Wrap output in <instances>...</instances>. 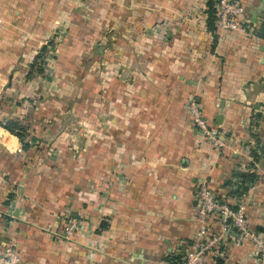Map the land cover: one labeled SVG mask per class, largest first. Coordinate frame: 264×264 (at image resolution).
<instances>
[{
    "label": "crops",
    "instance_id": "crops-1",
    "mask_svg": "<svg viewBox=\"0 0 264 264\" xmlns=\"http://www.w3.org/2000/svg\"><path fill=\"white\" fill-rule=\"evenodd\" d=\"M241 1L264 22V0ZM0 18V122L20 120L33 140L24 150L0 124V242L15 244L20 264H170L198 236L202 178L226 194L250 165L259 177L244 192L248 225L264 234V39L211 30L208 0H0ZM61 32L60 91L27 75ZM190 100L228 130L230 148L202 139ZM78 111L100 114L99 153L85 166L50 160L42 151L62 140V114ZM69 218L81 227L65 240ZM234 230L211 264H257L254 243Z\"/></svg>",
    "mask_w": 264,
    "mask_h": 264
},
{
    "label": "built area",
    "instance_id": "built-area-1",
    "mask_svg": "<svg viewBox=\"0 0 264 264\" xmlns=\"http://www.w3.org/2000/svg\"><path fill=\"white\" fill-rule=\"evenodd\" d=\"M216 7V26L222 31L235 30L245 35H256V24L248 16L241 0H212ZM0 22L2 19L0 18ZM189 116L196 131L204 141L219 152L230 148L228 130L212 125L199 105L189 101ZM264 187V170L259 178ZM248 196H244L237 205L231 200L219 198L216 190L207 177L198 183L194 219L199 224L198 236L188 248L184 264H211L215 247L232 229L240 237L250 239L257 249V264H264V234L251 229L248 225ZM218 229H212L215 225ZM76 219L69 218L64 222L61 236L71 240L76 229L80 228ZM21 257L14 243L0 242V264H20ZM165 264V263H161Z\"/></svg>",
    "mask_w": 264,
    "mask_h": 264
},
{
    "label": "rangeland",
    "instance_id": "rangeland-1",
    "mask_svg": "<svg viewBox=\"0 0 264 264\" xmlns=\"http://www.w3.org/2000/svg\"><path fill=\"white\" fill-rule=\"evenodd\" d=\"M64 36H65L64 32L55 34L52 38H50V40L46 41V43L44 44V46H46V49L43 51V55H44L43 60L42 62H40V66L43 67L44 73L39 74V76L42 77L41 80L45 82V85L52 83L60 91L62 90V88L64 89V85H68V83L62 81L60 75L58 74L56 75L55 73V70L57 72L56 53L58 52V45L62 41ZM98 53L100 54V52ZM99 54L93 56V58L99 59L100 58ZM96 65H95L96 67H93L94 69L93 71L99 72L100 70L99 63H96ZM47 81H51V83H48ZM80 88L81 87H78V90ZM45 89H49V86H46ZM51 106H52L51 103L45 104L46 108ZM64 106L66 107L67 104ZM76 113L79 114H75L73 117H68L66 114L64 115L62 114V116L65 119L61 118L60 116V118L62 119V123L61 125L58 126L56 130L59 131L62 130L63 128L62 130V132L64 133L63 138L56 146L45 147L46 149L43 150L42 153L45 152V154L50 157V160L52 154L55 153V156H60L59 158L61 161L73 162L75 160L79 164L82 163L85 166L86 164H88V162L86 161H88L91 153L93 154L99 153L98 151L99 146L94 147L93 145L100 142L101 116L98 113L93 115L92 118L88 116L86 113H81L80 111ZM56 115L57 114H54V116L53 115L50 116L45 114L44 118L50 120L53 117L52 121H55ZM27 139H31V138H29L28 136Z\"/></svg>",
    "mask_w": 264,
    "mask_h": 264
},
{
    "label": "trees",
    "instance_id": "trees-1",
    "mask_svg": "<svg viewBox=\"0 0 264 264\" xmlns=\"http://www.w3.org/2000/svg\"><path fill=\"white\" fill-rule=\"evenodd\" d=\"M216 7L214 5V2L212 0H208V27L211 30H214L216 24ZM256 35L262 39H264V22H261L259 24H256ZM46 49V46H43L40 50V52L35 57L31 67L30 71L28 72L27 77H32L34 73L42 74L44 73L43 67L40 66V62L43 60V51ZM191 121V120H190ZM192 123V122H191ZM0 124L6 128L8 131H10L12 134L16 135L21 143L24 150L29 149L32 146V143L30 140L27 139L29 132L27 127L17 119H8L6 121H1ZM251 169L247 174H245L242 177L243 183L242 185L238 186L237 188H231V190L227 191L226 194H222L218 190H216L219 198L230 200L231 198H237L235 200H238L237 205L240 203L241 199L243 198L244 192L247 190V183H250L252 181H255L258 179L259 175H257L256 168L253 165H250ZM235 231V230H234ZM167 260L170 264H184L185 263V257L183 255L177 256V257H167ZM217 264H222L221 260L216 261Z\"/></svg>",
    "mask_w": 264,
    "mask_h": 264
},
{
    "label": "water",
    "instance_id": "water-1",
    "mask_svg": "<svg viewBox=\"0 0 264 264\" xmlns=\"http://www.w3.org/2000/svg\"><path fill=\"white\" fill-rule=\"evenodd\" d=\"M106 224H107L106 220H102L101 223H100L101 226H105Z\"/></svg>",
    "mask_w": 264,
    "mask_h": 264
}]
</instances>
